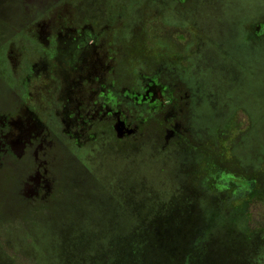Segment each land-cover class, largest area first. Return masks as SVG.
I'll use <instances>...</instances> for the list:
<instances>
[{
	"label": "rangeland",
	"instance_id": "rangeland-1",
	"mask_svg": "<svg viewBox=\"0 0 264 264\" xmlns=\"http://www.w3.org/2000/svg\"><path fill=\"white\" fill-rule=\"evenodd\" d=\"M20 2L0 0V52L18 41ZM61 2L77 21L115 32L126 76L121 87L131 88L137 73L152 74L172 103L155 116L140 114L133 139L117 142L108 134L82 149L54 148L56 184L43 203L17 196V168L1 173L0 258L63 264L64 249L87 239L91 264H123L125 240L144 229L150 246L137 264H153L163 252L152 228L187 223L207 233L215 222L205 243L190 246L194 264H235L240 256L264 264V34L251 36L264 24V0ZM2 62L0 108H8ZM221 173L253 180L252 194L239 201L217 193L212 184ZM179 207L184 215L174 214Z\"/></svg>",
	"mask_w": 264,
	"mask_h": 264
},
{
	"label": "flooded vegetation",
	"instance_id": "flooded-vegetation-1",
	"mask_svg": "<svg viewBox=\"0 0 264 264\" xmlns=\"http://www.w3.org/2000/svg\"><path fill=\"white\" fill-rule=\"evenodd\" d=\"M25 1L18 41L0 52L11 100L0 108V174L17 168V196L33 204L53 193L54 148L82 149L108 134L133 139L140 114L157 115L172 94L152 74L121 87L122 43L109 24L77 21L61 0Z\"/></svg>",
	"mask_w": 264,
	"mask_h": 264
},
{
	"label": "trees",
	"instance_id": "trees-1",
	"mask_svg": "<svg viewBox=\"0 0 264 264\" xmlns=\"http://www.w3.org/2000/svg\"><path fill=\"white\" fill-rule=\"evenodd\" d=\"M261 28L262 30L258 32V29ZM264 34V24L262 25H256L254 28H252L251 36L253 38H257L259 36H262ZM212 187L217 191V193L222 192H231V199L232 200H239V201H245L249 195L252 194L255 183L253 180L250 179H243V178H235L232 175H229L227 173H221L218 178L213 182ZM175 204V203H173ZM184 215V211H181V207L178 209H175L174 214L180 213ZM247 215V214H246ZM194 216V214H191V218ZM249 215L244 216L246 219ZM158 220H168L165 216H160ZM191 221V220H190ZM209 223V222H208ZM206 224V228L209 227V224ZM215 222H213L214 224ZM211 225L209 228H207V236L210 238V232L212 230V227L215 228L214 225ZM247 223L245 222L244 226H246ZM154 227V226H153ZM154 230V234H156L157 237V247L163 252L162 260L159 258L157 261L152 262L153 264H194L195 257L189 256V253H193V251L190 250V246L194 244L199 245L205 243L208 239L205 238V233L202 231L200 227L195 226H187L186 224L181 225H175L168 228H160L158 226L152 228ZM235 229V228H234ZM264 229V228H263ZM245 227L243 225H239L237 232L240 236L244 237L247 233L245 231ZM250 235L249 237L256 236L258 233L256 232V229L254 231H249ZM252 233V234H251ZM140 235V240L138 239V236ZM168 236V237H167ZM234 238V237H233ZM230 236L228 239H233ZM235 239V238H234ZM149 238L146 233L141 231L140 229H133L130 232L129 238L125 240V246L122 251V263L123 264H137L139 262L140 256L144 253V249L148 248L150 246V241L148 242ZM166 241H170L172 243L171 247L166 243ZM238 241V240H235ZM227 243V242H225ZM139 245V246H138ZM145 245V248H144ZM211 246V244L209 245ZM188 253L186 256H183L182 258H177L178 253ZM121 253L120 248H114L112 256L118 257ZM198 254L199 251H196ZM176 255V256H175ZM96 259L94 254H90L88 251V243L87 239L78 242L77 245H75L71 250L67 249L63 251L61 255V261L63 264H91V262ZM238 258H241L243 261L237 262L238 259H236L235 264H253L249 259H244L243 256H240ZM4 259V260H3ZM10 261V258H7ZM246 260V261H244ZM9 261L3 258L1 256L0 258V264H9ZM109 264H119L118 259H115L112 263ZM151 264V262H150Z\"/></svg>",
	"mask_w": 264,
	"mask_h": 264
}]
</instances>
